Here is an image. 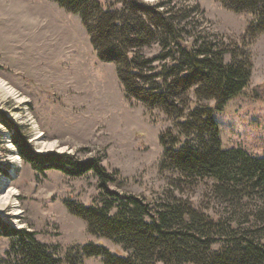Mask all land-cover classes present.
<instances>
[{"label":"trees","instance_id":"obj_1","mask_svg":"<svg viewBox=\"0 0 264 264\" xmlns=\"http://www.w3.org/2000/svg\"><path fill=\"white\" fill-rule=\"evenodd\" d=\"M53 1L78 15L98 59L115 64L126 98L173 118L159 137L163 148L159 167L176 173L175 189L208 178L214 192L231 200L264 198V157L240 146L222 147L213 115L248 83L252 63L245 38L242 45H229L209 36L203 27L191 26L187 20L191 13L200 15L199 25L204 20L198 3L186 13L174 9L171 0H116L120 6L107 9L98 0ZM218 1L233 11L254 15L246 28L248 43L264 31V0ZM153 42L159 44V51L144 56L140 50ZM191 88L196 102L190 107ZM253 94L263 98L264 84ZM209 99L214 100L213 107L200 103ZM0 121L14 127L18 152L38 175L57 169L69 176L91 172L97 178V201L86 205L67 198L63 203L85 221L89 233L120 244L127 254L88 241L75 245L69 264H82L83 258L93 256L103 264H264V209L248 224L239 225L213 218L173 190L150 202L111 188L117 170L109 171L99 154L82 158L68 152H36L20 126L2 112ZM35 234L0 219V236L10 239L0 264H60L55 246L39 241Z\"/></svg>","mask_w":264,"mask_h":264},{"label":"rangeland","instance_id":"obj_2","mask_svg":"<svg viewBox=\"0 0 264 264\" xmlns=\"http://www.w3.org/2000/svg\"><path fill=\"white\" fill-rule=\"evenodd\" d=\"M98 1L103 9L120 6L116 0ZM171 3L174 9L186 13L198 3L204 20L199 25L200 15L196 13H191L187 20L194 28L203 27L209 36L221 38L229 45H242L245 38L244 48L252 63L248 83L213 115L222 147L240 146L252 155L264 157V97L256 98L253 94L256 87L264 84V31L248 43L246 28L254 15L233 11L218 0ZM186 42L190 44V39ZM159 49V44L153 42L140 51L150 57ZM229 59L230 54H226L225 61ZM0 77L25 98L18 102L0 96V112L21 127L34 151L68 152L82 158L99 154L109 171L117 170L111 188L141 195L150 202H157L165 192L173 190L198 210L232 224L246 225L258 210L264 209V198L254 196L237 201L217 194L208 178L175 189L176 173L159 167L163 150L159 137L173 118L159 108H148L126 98L115 64L98 59L78 15L53 0H0ZM187 95L191 107L196 102L193 88ZM200 103L214 106L212 99ZM20 112L29 113L41 138L55 144L39 148L34 127L17 118ZM9 127L14 132V127ZM4 140L0 133V189H16L13 196L19 212L13 215L8 213L9 206L0 208L1 220L14 228L34 230L39 241L55 246L60 264H69L75 245L88 241L101 243L113 253L127 254L120 244L89 233L85 221L71 214L63 203L67 198L86 205L97 201L100 190L93 173L69 176L48 169L44 175H38L22 160L15 143L21 161L12 168ZM7 174L9 180L4 182L3 175ZM9 241V237L0 236V258L4 257ZM82 264L103 263L100 257L93 256L83 258Z\"/></svg>","mask_w":264,"mask_h":264},{"label":"bare ground","instance_id":"obj_3","mask_svg":"<svg viewBox=\"0 0 264 264\" xmlns=\"http://www.w3.org/2000/svg\"><path fill=\"white\" fill-rule=\"evenodd\" d=\"M0 96L2 98L6 97H11L14 98L18 102H22L25 98L21 94H17L15 88L10 85L6 80H4L2 77H0ZM29 113L24 112V113H18L17 118L22 121V122H27L30 123L34 129V140L37 146L41 149L44 148H49L50 146L54 145V141H45L41 138V132L37 129L36 123L31 119V117L28 115ZM13 160L19 165L20 163V158L15 156ZM3 187V186H1ZM16 189L13 187H8L5 189H0V208H5L7 206L10 207V211L8 212L9 214H17L19 212L17 208V203L15 200V197L13 195L16 194Z\"/></svg>","mask_w":264,"mask_h":264},{"label":"built area","instance_id":"obj_4","mask_svg":"<svg viewBox=\"0 0 264 264\" xmlns=\"http://www.w3.org/2000/svg\"><path fill=\"white\" fill-rule=\"evenodd\" d=\"M0 133L4 134V136H5V140L3 141V146H5L6 148H4V149H6V151H8V153H6L7 155H9V156H7V160L9 161V163H11L10 166L13 168L15 163H16L13 160V158L15 156L19 157V154H17L18 152L16 150L15 144L12 140L13 129H11L9 126H7L5 124H2V122H0ZM10 169H8V170H10ZM10 173H12V169L10 170L9 174ZM9 174H7V176L3 175V177H6L4 179V182L9 180Z\"/></svg>","mask_w":264,"mask_h":264},{"label":"crops","instance_id":"obj_5","mask_svg":"<svg viewBox=\"0 0 264 264\" xmlns=\"http://www.w3.org/2000/svg\"><path fill=\"white\" fill-rule=\"evenodd\" d=\"M79 20H80V18H79ZM63 25H64V24H63ZM82 25H83V24H82ZM79 27H81L80 24H79ZM84 28H85V27H84ZM63 36H64V35H63ZM94 51H95V50H94Z\"/></svg>","mask_w":264,"mask_h":264}]
</instances>
